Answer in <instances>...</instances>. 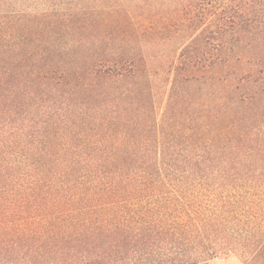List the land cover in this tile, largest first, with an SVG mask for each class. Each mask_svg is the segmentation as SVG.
<instances>
[{
    "label": "trees",
    "instance_id": "trees-1",
    "mask_svg": "<svg viewBox=\"0 0 264 264\" xmlns=\"http://www.w3.org/2000/svg\"><path fill=\"white\" fill-rule=\"evenodd\" d=\"M246 188L264 0H0V264H264Z\"/></svg>",
    "mask_w": 264,
    "mask_h": 264
},
{
    "label": "rangeland",
    "instance_id": "rangeland-1",
    "mask_svg": "<svg viewBox=\"0 0 264 264\" xmlns=\"http://www.w3.org/2000/svg\"><path fill=\"white\" fill-rule=\"evenodd\" d=\"M252 193V194H251ZM243 196L245 197L243 204L239 206V208H243L250 213H261L262 218H264V197L255 195V191H252L249 188H246L243 192ZM206 200V199H204ZM235 227L233 224H229L228 228L230 230ZM223 237L215 239V248L212 249L210 255L201 256L197 258L200 259H207L209 264H243L242 260L240 259L239 255L232 249H227L222 246Z\"/></svg>",
    "mask_w": 264,
    "mask_h": 264
}]
</instances>
